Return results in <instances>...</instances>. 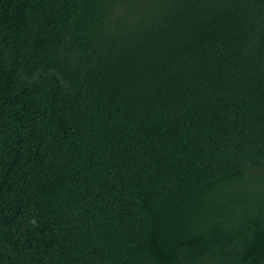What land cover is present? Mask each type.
Here are the masks:
<instances>
[{
    "label": "trees",
    "instance_id": "trees-1",
    "mask_svg": "<svg viewBox=\"0 0 264 264\" xmlns=\"http://www.w3.org/2000/svg\"><path fill=\"white\" fill-rule=\"evenodd\" d=\"M0 264H264V0H0Z\"/></svg>",
    "mask_w": 264,
    "mask_h": 264
}]
</instances>
